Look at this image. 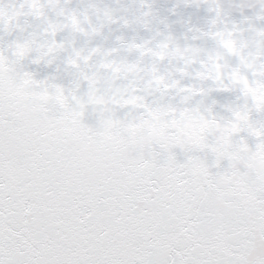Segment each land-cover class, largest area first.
I'll return each mask as SVG.
<instances>
[{
	"label": "snow or ice",
	"instance_id": "1",
	"mask_svg": "<svg viewBox=\"0 0 264 264\" xmlns=\"http://www.w3.org/2000/svg\"><path fill=\"white\" fill-rule=\"evenodd\" d=\"M0 264H264V0H0Z\"/></svg>",
	"mask_w": 264,
	"mask_h": 264
}]
</instances>
